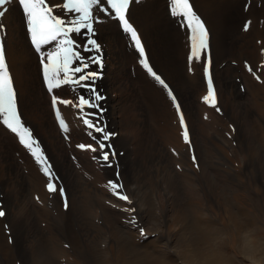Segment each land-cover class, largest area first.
Instances as JSON below:
<instances>
[{"label": "bare ground", "instance_id": "obj_1", "mask_svg": "<svg viewBox=\"0 0 264 264\" xmlns=\"http://www.w3.org/2000/svg\"><path fill=\"white\" fill-rule=\"evenodd\" d=\"M143 1L141 36L154 66L178 95L192 147L184 143L180 116L137 62L139 53L127 36L114 24L99 29L92 37L103 51L96 88L104 97L103 122L117 131L112 141L123 152L120 178L136 205L139 223H129L125 204L104 199L111 198L105 187L113 180L110 170L102 169L93 152L77 147L95 141L76 108L57 105L67 133H60L52 118L53 94L68 100L78 95L71 85L48 92L36 51L25 53L21 69L16 66L26 48L17 36L9 59L21 109L62 175L69 207L64 215L54 202L53 213L48 211L44 173L24 157L31 180L26 177L12 153L25 148L0 127V184L13 242L10 248L0 222V264H264V0H191L210 30L220 112L203 99L196 103L200 88L202 97L207 94V83L185 77L180 41L186 29L171 16L170 1ZM8 7L6 22L25 27L20 6ZM78 93L89 96L82 88ZM70 153L86 172L75 171ZM96 216L102 225L93 222ZM105 232L110 239L101 249Z\"/></svg>", "mask_w": 264, "mask_h": 264}, {"label": "snow or ice", "instance_id": "obj_2", "mask_svg": "<svg viewBox=\"0 0 264 264\" xmlns=\"http://www.w3.org/2000/svg\"><path fill=\"white\" fill-rule=\"evenodd\" d=\"M18 2L21 6L30 42L34 50L40 54L42 66V76L44 84L49 93L60 89L64 85H71L73 89L79 87L85 92L91 93L90 96L78 95L76 100H68L52 95V107L55 111L57 121L61 130L65 133L69 131V126L62 118L58 104L65 106L71 105L80 113V119L86 128L92 132L100 134L99 138L93 136L95 145L79 144L78 148L99 153L93 159L101 162L102 166L111 167L116 159L117 153L111 139L116 136L115 132L109 131L103 124L104 109L100 102L104 97L96 88V81L101 73L93 70L92 66L103 67L102 58L99 55L85 56L83 52L101 51V45L93 37L96 32L95 23H99L100 14L111 16L118 19L124 32L129 34L139 56L140 63L147 72L165 89L172 99L177 113L180 116V126L183 129L181 135L184 143L192 147L189 138V129L185 124L184 116L180 112V105L176 103V97L164 79L157 74L150 65L149 58L145 53V46L142 44V37L138 29L130 22L129 5L132 0H62V3H52V0H0V19L6 16L10 10L9 5ZM170 12L174 17H179L181 26L186 27L189 32L190 52L188 55L189 64L202 60V53L209 48V29L205 21L195 11V6L191 0H170ZM248 24L244 25L245 30ZM0 23V30L4 29ZM86 30V31H83ZM75 35H86V42L78 45ZM45 48H49L45 52ZM82 49V51L80 50ZM246 67H248L246 65ZM192 70L191 67L189 69ZM248 71H255L248 67ZM205 76L207 77V94L202 97L204 103L220 112L217 106V96L213 86V80L209 75V67L204 66ZM259 79V77H257ZM94 110V111H89ZM207 119L208 117L205 116ZM0 124L7 130L15 134L19 143L31 154L36 162L41 166V171L49 177L46 187L50 194L59 193L64 197L65 208L69 207L66 198V189L62 185L53 183L55 173L52 172L51 165L44 155L41 145L35 138L33 131L26 126L22 119V114L18 110V92L15 88L14 77L11 74L10 65L6 60L5 47L0 44ZM231 128L232 126L229 125ZM235 131V129H233ZM193 162L197 163V158L193 156ZM179 167V166H178ZM120 174L117 166V179L109 180L105 185L110 193L119 200L132 205V200L124 191V185L119 182ZM116 207V205H113ZM131 214L129 223L134 226L137 223L135 216L136 209L129 207L124 209ZM6 212L0 209V217H4ZM7 229V225L5 226ZM141 236L145 235V230L141 227ZM9 242H12L11 240ZM67 246V245H66Z\"/></svg>", "mask_w": 264, "mask_h": 264}, {"label": "rangeland", "instance_id": "obj_3", "mask_svg": "<svg viewBox=\"0 0 264 264\" xmlns=\"http://www.w3.org/2000/svg\"><path fill=\"white\" fill-rule=\"evenodd\" d=\"M149 1H152V0H149ZM52 3H62V0H52ZM15 4L17 6H20L18 2H16ZM145 4H146V1H143V0H132V2H130V5H129V12L127 13V15L130 17V22L138 29V33L140 35H141L140 32H142L143 28L140 27L139 24L142 22L141 17L143 15L145 16V14L143 12L144 11V7L143 6ZM19 8L22 9L21 6ZM195 11L197 12L196 9H195ZM171 16H173V15H171ZM199 16L203 19V21H205L204 18L200 14H199ZM0 23H2L5 26L4 29L0 30V44H2L5 47L6 60H7V63L10 65L11 74L14 77V74L13 73H15V72H14V68H13V70L11 68V63H10V59H9V51H10L11 46L14 44L13 42L14 41H17V36L23 38L24 43L26 45V48H25V52L22 54V57L21 58H18V61L16 63V66H18L21 69V65L24 63V61L26 59L25 53L26 52H29V51H31V52L33 51L34 52L35 50L32 47L31 42H30L29 34L27 32L26 22H25V27L23 26V27L15 28L14 27V25H15L14 23H7L6 20L3 17L2 19H0ZM112 24L116 25L117 30H119L121 33H123V34H125V36H127L128 40L132 43V48L135 50L136 48H135V45H134L133 41L131 40L130 35L124 32V30L121 27L118 19L114 18V13L111 16H106V15L100 14V16H99V23H95L94 24V28L96 29V32H98V30L101 29V28H103L105 25H112ZM206 27L209 29V27L207 26V24H206ZM184 28L186 29V27H184ZM96 32H95V34H96ZM188 37H189V32L186 29L185 34H184V37L180 41V54H181V56L183 57V60H184L185 77L188 80H190V81H194L195 80V77L199 76L201 83H203V84L204 83H207L208 84V80H207V77L205 76V72H204V66H205V64H207L208 67H209V75L211 76V78L213 80V86H214V89H215L216 96L218 98L217 86H216L215 78H214V74H213V57H212V50H211V41H210L211 34H210V30H209V48L204 53H202V60L201 61H199V62H193L191 65L189 64V60H188V55H189V52H190V42H189V38ZM74 38L76 39L78 45H82V44H84L86 42L87 36L75 35ZM141 42L145 46V53H146V56L149 58L150 65L153 67V70L157 74H159L162 79L165 80V82L169 86V89L172 90L173 95L176 97V103L180 105V112L184 116L185 112H184L183 107L181 106L180 100L178 98V95L176 94L175 89L172 87V85L169 82V80L154 66V64H153V62H152V60L150 58V54L148 52V49L146 47V44H145V41H144L143 37H142ZM98 43L101 45L100 42H98ZM47 49H49V48H45V50H47ZM80 50L82 51V49H80ZM83 55H85V56H96V55H99L103 59V51H102V49H101V51L99 53H96L93 50L91 52H83ZM140 59H141V57H139V59L137 58V62L139 63V65H141ZM190 67L192 69L191 71L189 70ZM92 68H93V70H98L101 73L99 79H97V81H96V85H97L98 82H99V80L101 79V77L103 75V71H102V68H98V66H96V65H93ZM158 85L165 91V93L167 94L168 98L170 99V101L172 103V106H173L174 110H176V107L174 106L172 99L168 95V90L165 89L159 83H158ZM43 86H44V84H43ZM66 86L67 85H65V87ZM15 88L17 89L16 84H15ZM70 88H71V90L75 94L80 95L78 93V90L80 89L79 87L75 88V90L73 89V86H70ZM201 90L202 89L200 88V91L196 95V103H197V105L200 103V101H202ZM17 92H18V110L22 114V119L25 122L26 126H28L33 131L35 138L38 140V142L41 145V149H42L44 155L46 156V158L48 160V163L51 165L52 172L55 173V178L53 180V183L54 184H57V185H62L66 189V198H67V201L69 203L68 189H67L66 184H65V182H64V180L62 178V175L57 170V168H56V166H55V164H54V162H53V160H52V158H51V156L49 154L47 145L43 142L42 138L38 135V133L35 130V127L33 126V124L25 117L24 113L22 112L21 105H20L21 95L19 94V89H17ZM87 93H88L89 96L91 95V93H89V92H87ZM81 94L87 96L86 93H81ZM217 102H218V99H217ZM50 105H51V101H50ZM217 106H218V103H217ZM75 110H76V114H77L78 118H80V113L78 112L77 109H75ZM51 113H52V118L54 119V122H55V125H56L57 129L59 130L60 133H63V131L61 130V128L59 126V123L57 121L55 112H54V110H53L52 107H51ZM176 113H177V110H176ZM184 119H185V124L188 127V123L186 121L185 116H184ZM103 124L107 127V125L104 122H103ZM0 127H2L5 131H7L9 133V131L2 124H0ZM108 130H110V128ZM89 132H91V130H89ZM92 133L94 134V136H96V138H99L100 137V134L94 133V132H92ZM115 133L117 134V131H115ZM9 134L12 135L11 133H9ZM117 135L114 136L111 139V141H110L113 144V146L115 148V151L117 153L116 159L113 161L112 166L111 167L102 166L101 162H99L98 160L94 159V160H96L99 163V165L102 167V169L103 168H106V169H109L110 170V173L109 174L112 175L113 181H115L117 179V166L119 168V171H121L124 168L123 165H121V164L118 163V156H120V155L123 154V152L120 151L122 149H120V147L118 145H116L114 143V141H112V140H114L117 137ZM13 137H14L13 138L14 142L17 143L18 146L23 147L19 143V141H18L17 137L15 136V134H13ZM189 138H190V130H189ZM21 151H22V153H20V150H12V153H13V155L16 158L19 159V162L21 163V165H22V167H23V169L25 171L26 177L29 180H31L30 179V176H29V173L30 172L28 170V164L26 163V160H25L24 157L30 158V160L33 162L32 165L35 166L36 168H40L41 169V166L31 156V154L28 152V150L25 149V150H21ZM188 151L190 153L191 161L193 162V156H194L193 150H188ZM98 155H99V153H94V156H98ZM69 157H70V160H71V162H72V164H73V166L75 168V171H77L78 170L77 168H79V167H78V164H77V161H76L75 154L70 153ZM79 170H82V171L86 172V168H79ZM45 177H46V180H47V182H46V184H47L49 182V177H47V176H45ZM108 181H109V179L107 180V182ZM119 182L123 184L121 178H120V181ZM125 189L126 188H124V191L126 192V194H128L130 196V198H131V200L133 202L132 205H128L126 202L119 200L117 197L113 196L111 193H110L111 194V196H110L111 198H104V199L111 200L112 198H114L115 200H118V201L122 202L123 204H125L127 206V208L134 207L136 209V205L134 203V198ZM46 192H47L46 193L47 194L46 201L48 203V205L46 206V208L48 209V211H50L51 213H53L52 207L54 206V202H57V203H59V209L63 212L64 215H66L68 208H65V206H64V199L65 198L64 197H61L58 192L57 193H54V194H50L48 192V190ZM4 197H5V193L3 192L2 187H1V184H0V209L4 210L6 212V208L3 205V199H4ZM102 202L104 204L105 203L108 204V201L104 202V200H102ZM127 213L131 216V214L129 212H127ZM5 216L4 217H0V222H1V224H3L4 233L8 236V246L10 248H12L13 242H9L10 240L12 241V237L9 235L10 234V230H9V228L8 229L5 228V226H6ZM93 222L96 225H102L101 224V217L100 216L94 217L93 218ZM137 222H138V218H137ZM73 228H74L75 231L78 232L79 235H81L80 231L78 230V225L76 223L73 224ZM104 237L105 238L103 239V241L100 243V246H99V248H101V249H104L105 246H107V244L109 243L110 234L108 232H105V236ZM124 238L127 239V241L129 243H132L130 239H128L126 237H124ZM103 243H104L105 246L103 245ZM63 245L65 247H67L66 245H68V244L67 243H64ZM223 250H224V253L228 255V253H229L228 251L229 250L228 249H223ZM160 260L161 259H159V261ZM178 261L180 262L181 260H178ZM162 264H164V263H162Z\"/></svg>", "mask_w": 264, "mask_h": 264}]
</instances>
